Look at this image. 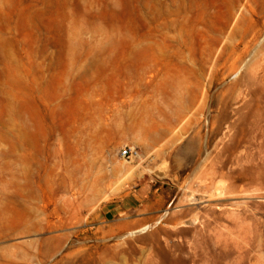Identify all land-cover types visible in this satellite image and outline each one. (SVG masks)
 I'll list each match as a JSON object with an SVG mask.
<instances>
[{"label": "rangeland", "instance_id": "rangeland-1", "mask_svg": "<svg viewBox=\"0 0 264 264\" xmlns=\"http://www.w3.org/2000/svg\"><path fill=\"white\" fill-rule=\"evenodd\" d=\"M0 264H264V0H0Z\"/></svg>", "mask_w": 264, "mask_h": 264}, {"label": "built area", "instance_id": "built-area-1", "mask_svg": "<svg viewBox=\"0 0 264 264\" xmlns=\"http://www.w3.org/2000/svg\"><path fill=\"white\" fill-rule=\"evenodd\" d=\"M133 152H134L133 148H129V149L125 148V150H124V153L132 154Z\"/></svg>", "mask_w": 264, "mask_h": 264}, {"label": "crops", "instance_id": "crops-1", "mask_svg": "<svg viewBox=\"0 0 264 264\" xmlns=\"http://www.w3.org/2000/svg\"><path fill=\"white\" fill-rule=\"evenodd\" d=\"M112 209H114V208H110L109 211L112 210Z\"/></svg>", "mask_w": 264, "mask_h": 264}, {"label": "bare ground", "instance_id": "bare-ground-1", "mask_svg": "<svg viewBox=\"0 0 264 264\" xmlns=\"http://www.w3.org/2000/svg\"><path fill=\"white\" fill-rule=\"evenodd\" d=\"M225 136V135H224ZM225 183V182H224ZM222 187V186H221ZM221 191H222V189H221ZM221 194V193H220Z\"/></svg>", "mask_w": 264, "mask_h": 264}]
</instances>
